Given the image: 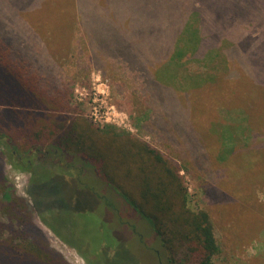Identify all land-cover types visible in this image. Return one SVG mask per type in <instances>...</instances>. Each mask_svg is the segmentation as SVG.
<instances>
[{
	"label": "trees",
	"instance_id": "1",
	"mask_svg": "<svg viewBox=\"0 0 264 264\" xmlns=\"http://www.w3.org/2000/svg\"><path fill=\"white\" fill-rule=\"evenodd\" d=\"M100 1L60 2L63 6L75 4V16L93 54V64H101L103 69L114 65L115 70L137 72L140 79L135 80L133 75L137 86L134 90L152 107L143 113L141 124L135 125L141 134L175 145L176 159L165 157L159 149L129 132H115L114 126H110L114 131L102 130L80 115H69L70 110L80 114L71 108V88L59 76L57 61L51 60L44 47L47 44L50 48L49 38L62 29L50 26L52 18L48 14L52 10L37 16L41 23L33 24L35 28L28 27L21 14L26 6L51 8L54 0H0V195L4 200H0V215L6 216L0 218V264H70L50 246L46 231L35 220V216L44 220L42 212H51L57 218L64 209H72L80 217L77 222L97 227L98 233V226L111 229L116 220L114 212L123 210L122 214L132 219L124 218L125 225L121 226L144 230V243L140 246L153 256L154 264L160 263L152 248L159 250L161 261L172 264H213L220 248L215 221L208 210L187 206L189 194L179 171L197 179L203 174L205 186L212 178L215 163L229 166L234 162L237 166L247 153L264 148V137L259 143L255 141L263 134L252 130L255 125L251 120V130L241 136L252 141L247 147H236L238 130L232 124L236 83H254L255 88L260 85L264 93V0H102L106 2L104 6ZM64 17L72 20L71 13ZM48 18L51 19L42 22ZM70 20L69 29L73 25ZM48 29L52 32L50 37L45 33ZM66 35L65 31L63 36ZM222 42L226 47L220 53ZM221 55L223 60L212 65ZM227 61L241 65L246 78L241 77L237 66L223 70L227 74L216 75L219 68H227ZM189 64L215 71L190 72ZM224 80L230 84L227 92L217 89L210 96L191 95L192 89L205 85L208 93L209 85L221 86ZM224 93L229 101L222 104ZM257 100L264 107V96ZM213 107L230 119L219 130L217 123L197 120L201 112L206 119ZM244 118L243 115L240 119V130L245 129ZM191 120L199 122L198 130ZM257 126L264 128L263 122L262 127ZM213 133L223 141V148L214 154L207 145ZM7 164L30 174L25 193L34 213L13 190ZM42 168L48 169L45 178L49 184L61 186L60 196L54 200L64 207L44 206L31 193L32 186L41 184L35 179ZM76 178L78 184L73 181ZM225 185V195L229 189L239 194L233 183ZM208 186L210 193L211 185ZM214 190L215 186L212 193ZM84 214L91 221H82ZM134 217L140 218L138 224ZM47 226L86 264H91V253L83 250L84 244L79 247L66 239L54 222ZM258 228L261 234L255 246L257 257L264 255V225L259 224ZM254 230L249 227V232ZM135 237L130 235L126 245L118 246V258L124 253L135 254ZM149 262L145 260L144 264Z\"/></svg>",
	"mask_w": 264,
	"mask_h": 264
},
{
	"label": "rangeland",
	"instance_id": "2",
	"mask_svg": "<svg viewBox=\"0 0 264 264\" xmlns=\"http://www.w3.org/2000/svg\"><path fill=\"white\" fill-rule=\"evenodd\" d=\"M60 1L61 0H54L51 8L48 9L44 8L43 5L33 8H31L32 6H26L24 9H21V11H23L21 14L24 17L23 19L28 23L27 26L34 27L33 24L41 23L37 16H39L42 11L52 10L51 13L48 14L52 19L48 18L42 20V22L51 19V23L49 22L51 27L56 29L55 26H57L62 29L58 31V35L52 38L50 37V33L52 32L49 29L46 30V35L50 37L48 42L50 48L47 44H45L44 47L45 50H47L46 54L49 55L51 60L57 61L59 76L64 78L67 81L68 87L71 88V108L75 107V111H78L80 114H75L70 110L69 115L72 117H78L77 115H80L87 120V122L100 127L102 130L114 131V129L110 128V126H114L117 128L115 132H129V135L139 137L151 146L159 149L165 157L176 159L175 155H177L178 149L175 148V145L171 146L166 144L164 140L153 138L148 134L143 135L141 134V129L137 127L143 121V118H141L143 113L147 112L149 108L152 107L150 102L142 97L139 92L134 90L137 86L136 82L132 79L133 75L137 77L135 80L140 79L137 72L125 68L115 70L114 65H111L108 69H103L101 64H98L99 66H97L96 63L93 64V54H91V49L88 47V41L81 30L79 20L75 16V4L71 6L70 4L67 5L64 3L63 6ZM100 3L102 6H104L103 3L106 4V2L102 0ZM65 13H71L72 20L65 18ZM67 20H70L71 24H73L71 29H69L70 27L68 28L69 23ZM45 28L47 29L48 27L45 26ZM65 31L67 32L66 37L63 36ZM221 46L223 48H221L220 53H222L223 49L226 47V43L222 42ZM37 51L39 50L37 49ZM223 58L224 56L221 55L212 65H216L215 63L223 60ZM111 61L114 62L112 58ZM226 65L227 68H219L216 75L227 74V72H223V70L226 71V69L229 70V67L237 66L235 68L240 71L241 77L246 78L241 65L237 62L229 63V61H227ZM196 68V64H189L187 66V70L190 72L198 71L200 73H205L208 71L211 73L215 71V68H209L208 70ZM225 83H227V85ZM222 84L224 87H222ZM236 84L237 89H234L236 92L232 95V106L236 114L234 123L232 124H234L236 130H238L236 133L237 141L235 146L243 148L247 147L249 142L252 141L247 137H243L251 130L249 125L250 120L251 123L255 125L254 128L252 127V130L256 129L263 134H260L255 141L259 143L264 137V128L261 126L262 122L264 125V114L262 113V111L264 112V107H261L262 103L257 100L261 95L264 96V93L260 89L261 86L258 85L255 88L254 83L252 85L250 83H243V85L239 83ZM220 85L221 86L216 84L209 85L210 92L208 93H205V89L208 85L202 86L200 89H192L191 95L200 94L203 97L210 96V94L217 89L219 91L223 89V92L229 91L230 84H228L226 80ZM133 91L135 93H133ZM224 94L225 96L222 94L220 98L222 104L229 101L227 93ZM192 96L191 100H193ZM200 107L203 108L202 105H200ZM240 111H242V114ZM200 115L202 116H199L198 119L196 117H189V119L205 120L206 123H217L218 130L221 125L229 123L228 120H230L221 115L219 110L215 107L211 108L210 113L208 112L206 114V119H204L205 116L203 118L202 112ZM243 115L246 122L245 124L243 122L245 129L242 128L240 130L238 127L241 126L242 122L240 119ZM191 121L197 129V125H200L199 122L196 120ZM135 123H137V126ZM257 125L262 127L261 130ZM228 130L229 133L232 132V128ZM140 136L143 137L141 138ZM209 139L207 145L212 154L223 148V141L219 134L213 133L210 135ZM36 162L40 163V161L37 160ZM47 171L48 169L43 168L38 170L39 174L35 180H41V184L34 185L35 187L32 186V189L30 188L31 193L34 194V197L39 201L42 203L44 202V206L53 207L56 204L64 207L58 200H54L60 196L59 193L61 192L59 189L61 186L55 187L52 186L51 183L49 184L48 178H45L48 175ZM6 172L13 184V190L26 200L29 206V212L34 213V206L30 202L27 193H25V188L30 186V174L28 172L14 170L8 164L6 165ZM179 174L183 177V184L189 194L187 206L192 210L202 208L208 210L215 221V227L219 234L218 241L220 248L219 252L214 256L213 264H264V255L259 257L255 256V246L258 244L257 238L261 234V229L258 228V225H264V148L252 152L251 155L247 153V157L241 158L237 162V166L234 162L229 166L223 163H215L213 166L212 178L208 181L211 185L210 193L207 192L209 184L203 186L206 182L203 174L199 176V179L195 178L196 176L192 177L187 175L182 170L179 171ZM35 183L34 181L33 184ZM232 183L234 189L239 194L236 195L229 189L227 190L228 195H225V184L232 185ZM213 186H215L217 190H214V193H212ZM1 199L2 197L0 195V200ZM52 201H54V203H52ZM57 214L59 213L57 212ZM73 214L74 212L72 209H64L62 214L56 218L51 212H42L41 217L44 218V222L40 217L35 216L36 214L33 215L41 228L46 231L50 246L60 252L64 259L70 264H86V262L74 248L67 245L54 233V231L50 230L47 224H52V222H54L59 233L66 239L74 241L79 247L84 244L85 247L83 250L91 253L88 254V261H91V264H116L114 261H133L134 264H144L145 260L151 261L148 264H154L152 263V261H154L153 256L145 251L139 244L135 245V254L124 253L123 257L118 258L117 255L113 259L108 253L107 248L111 245H116L118 247L120 245L119 238L115 237L109 231V228L98 226L101 228L98 233L97 227L90 225L84 226L81 222L76 221L80 219L79 215L75 213L73 217ZM84 215L83 219L85 220L81 219L82 221L86 223L91 221L88 215ZM0 218L6 219V216L4 215L1 217L0 215ZM107 224L109 225L108 222ZM249 227L252 230H256L249 232ZM112 239L114 242H111ZM102 244L107 246V248ZM98 246L100 247L99 249ZM148 256L150 257L149 260L147 259L149 258ZM161 263L172 264L170 261L165 260L161 261ZM119 264L124 263L120 262Z\"/></svg>",
	"mask_w": 264,
	"mask_h": 264
},
{
	"label": "flooded vegetation",
	"instance_id": "3",
	"mask_svg": "<svg viewBox=\"0 0 264 264\" xmlns=\"http://www.w3.org/2000/svg\"><path fill=\"white\" fill-rule=\"evenodd\" d=\"M78 180L79 179H77V178L76 179H73V181L75 183H77V184L79 182ZM122 212L124 214V211L123 210H117L116 212H114V214L116 215V220L114 219L112 221V223H111V229H109V231L115 237L119 238V243L121 245H126L127 244V239L129 238L130 235H133V234L136 235V237L134 238L135 239V242H136V245H138V244L139 245H143V243H144V230L142 231L141 229H138V228L129 229V227H127V225L126 226H121V224L125 225V222L126 221L124 220V218H128V219L131 218L132 219L131 216H124L122 214ZM121 214L123 216L122 218L120 217ZM134 219H135L134 222L136 224H138V221H140V218L139 217H134ZM115 223H117L118 225H116ZM112 224H114V225H112ZM118 233L121 234V235H119ZM123 242H124V244H123ZM105 248H107V246ZM117 248L118 247L116 245H114V246L111 245L109 248H107L108 253L111 252V256H112L113 259H114L115 256H117L116 255L117 254L116 251L118 250ZM151 252H153V254H155V256L157 257V261H159V263L162 264L161 263L160 256H159V250L158 249L155 250L154 248H152V251Z\"/></svg>",
	"mask_w": 264,
	"mask_h": 264
}]
</instances>
